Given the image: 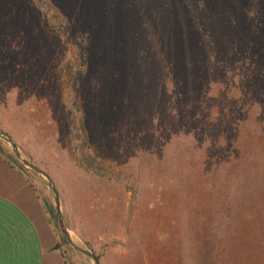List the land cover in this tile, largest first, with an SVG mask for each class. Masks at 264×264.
<instances>
[{
	"label": "rangeland",
	"instance_id": "rangeland-1",
	"mask_svg": "<svg viewBox=\"0 0 264 264\" xmlns=\"http://www.w3.org/2000/svg\"><path fill=\"white\" fill-rule=\"evenodd\" d=\"M0 132L70 264H264V0H0Z\"/></svg>",
	"mask_w": 264,
	"mask_h": 264
},
{
	"label": "crops",
	"instance_id": "crops-1",
	"mask_svg": "<svg viewBox=\"0 0 264 264\" xmlns=\"http://www.w3.org/2000/svg\"><path fill=\"white\" fill-rule=\"evenodd\" d=\"M0 142V264H70L41 182Z\"/></svg>",
	"mask_w": 264,
	"mask_h": 264
},
{
	"label": "water",
	"instance_id": "water-1",
	"mask_svg": "<svg viewBox=\"0 0 264 264\" xmlns=\"http://www.w3.org/2000/svg\"><path fill=\"white\" fill-rule=\"evenodd\" d=\"M0 136L3 137L4 139H6L9 142V144L11 145L13 150L15 149V144L12 142V140L8 136L4 135L1 132H0ZM15 155H16V158L18 160H20L26 167L31 168L35 172H37L38 174L46 177L48 182L50 183V179L47 177V175L45 173H43L41 170H39L37 167H35L31 163H29V162L25 161L24 159H22L18 153H16ZM51 188H52V191H53V194H54V205H55V211H56L57 217H58L59 227H60L61 231L65 234L66 238L69 240L68 231L64 227V223H63L62 216H61V213H60V202H59L58 193H57L56 189L54 188V186L52 184H51ZM74 247L76 249L80 250L81 252L85 253L86 255H88L93 260L94 264H98V259L96 258V256H94V254H92V253H90L88 251H84V250H82V249H80V248H78L76 246H74Z\"/></svg>",
	"mask_w": 264,
	"mask_h": 264
},
{
	"label": "trees",
	"instance_id": "trees-1",
	"mask_svg": "<svg viewBox=\"0 0 264 264\" xmlns=\"http://www.w3.org/2000/svg\"><path fill=\"white\" fill-rule=\"evenodd\" d=\"M21 167L24 168L22 165H21ZM52 211H53V213H54V209H52L51 212H52ZM96 258H97V257H96ZM97 259H98V258H97Z\"/></svg>",
	"mask_w": 264,
	"mask_h": 264
}]
</instances>
